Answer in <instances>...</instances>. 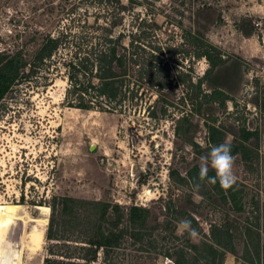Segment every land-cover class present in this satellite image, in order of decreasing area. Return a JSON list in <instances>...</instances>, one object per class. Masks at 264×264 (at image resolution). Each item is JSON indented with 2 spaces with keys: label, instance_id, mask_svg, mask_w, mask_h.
<instances>
[{
  "label": "rangeland",
  "instance_id": "1",
  "mask_svg": "<svg viewBox=\"0 0 264 264\" xmlns=\"http://www.w3.org/2000/svg\"><path fill=\"white\" fill-rule=\"evenodd\" d=\"M122 1L127 9L118 13L86 1L78 9L82 14L79 20L87 18L95 23L98 16V23L106 25L119 17L114 35L129 33L143 23L142 19L156 21V38L150 40L169 47L163 60L171 78L192 66L194 82L209 65L205 58L190 60L184 52L189 47L185 31L195 28V9L201 4L211 5L209 20H200L206 27L201 29L224 59H242L240 81L224 106L214 103L211 118L194 112L192 89L180 81L167 92L166 111L161 108L163 102H157L155 89L146 84L140 86L137 99L120 111L69 106L65 97L67 77L61 65L42 67L15 84L0 99V264H9L10 259L11 264H17L13 257L5 259L15 245L20 250V264H42L48 245V204L53 195L119 204L124 212L133 204L146 206L152 213L149 225L157 227H164L167 220L177 226L179 220L187 218L180 214L182 211L192 215L199 223L197 227L203 229L214 223L226 225L233 232L236 255L227 253L224 264H250L247 261L254 259L246 227H259L264 243V0ZM70 3L0 0V53L20 50L24 58L30 57L46 33L56 32L63 15L60 5L69 8ZM243 22L250 30L248 35L242 30ZM202 87L209 89L206 83ZM153 107L155 116L149 113ZM185 113H192L190 120L195 126L188 134L183 131L186 124L180 123L181 132L176 134L178 120ZM206 121L220 125L227 133V142L234 134L239 135L241 127L258 131L257 138L246 142V158L233 155L237 178L233 187L241 190V211L231 201L221 200L219 194H201L179 179L193 165L200 167V157L210 151L206 148ZM93 210L91 207L84 214L90 217ZM63 227H74L64 232L71 240L82 239L89 224L85 219ZM167 233L156 235L151 244L125 238L114 260L104 262L100 257L97 262L160 264L164 256L161 245L184 243L182 236L175 240Z\"/></svg>",
  "mask_w": 264,
  "mask_h": 264
},
{
  "label": "trees",
  "instance_id": "2",
  "mask_svg": "<svg viewBox=\"0 0 264 264\" xmlns=\"http://www.w3.org/2000/svg\"><path fill=\"white\" fill-rule=\"evenodd\" d=\"M64 1L71 3L69 8L64 4L60 5L62 7L60 13L63 15L59 18L56 32L46 33L30 57L24 58L20 50L12 54L0 53V99L19 81L34 75L42 67L49 69L53 64L54 68L58 65L64 67L67 77L65 97L69 106L87 110L120 111L128 108L137 99L140 86L146 84L155 89L157 102L161 100L163 102L161 108L166 111L165 105L169 103L167 92L176 84L175 81H180L192 89L191 98L194 100L191 102H194L192 103L194 112L206 113L211 118L214 103L224 106L225 101L230 99V93L235 90V83L240 81L242 59L239 57L224 59L217 47L207 40L206 32L202 30L206 27L200 20H209L211 5L201 4L197 7L193 13L195 28L188 27L185 31L189 47L184 49V52L190 60L205 58L209 65L204 74L193 82L192 66H188L186 71L179 70L175 78H171L168 63L163 60V55L169 52V47L150 40L152 36L156 38L154 30L159 28L156 21L142 19L145 27L141 26L143 23L140 22L137 28L131 29L129 33L120 31L114 35L113 29L119 24V17H113L106 25L98 23L97 19L100 18L98 16H95V23H90L87 18L80 21L82 14L78 9L89 0ZM90 1L116 13L127 9L122 0ZM64 19H67L68 23H65L67 20ZM242 25L243 32L248 35L250 30L245 27L247 23L243 22ZM204 83L209 89H203ZM181 100L183 101V98ZM149 113L151 116L156 115L154 107ZM190 114L192 113H185L180 117L175 128L176 134L181 132L180 123L186 124L183 128L184 133L190 134L193 130L195 124L190 120ZM205 127L207 149L211 150L214 145L227 142V133L220 125L214 121H206ZM257 135V130L241 127L239 135L234 134L232 141L229 142L232 154H240L246 158L248 152L246 142L251 137L257 138ZM199 171V165L195 164L185 175H179V179L195 189L196 185H199L197 190L201 194L217 193L221 200L231 201L236 210H243L238 195L241 190L236 191L233 186L224 190L218 181L210 182L216 175L215 170L211 168L208 172L209 179L200 181ZM202 186H205L206 190L201 191ZM48 206L50 214L45 231L48 245L42 264H99L97 261L100 257L104 262L114 260L117 249L125 238H129L133 243L147 241V244H151L155 241L156 235L166 231L169 237L175 240L181 236L184 238V243L181 244L168 247L161 245L163 257L172 259L175 264H224L227 253L236 255L234 235L229 227L215 223L208 229L197 227L198 221L183 211L180 214H186V219L191 220L192 226L201 233L198 242L191 241L187 233L177 234V227L171 220L163 223L164 227H157V224L149 225L151 209L142 205H130L124 212L119 204L111 205L105 201H86L70 196L53 195ZM91 207L94 210L90 218L84 212H88ZM257 210V225L260 226L259 207ZM261 213L264 230V207ZM80 219L88 221V231L84 232L82 239L71 240L64 232L74 227L63 226L75 225L77 221H81ZM159 228L160 230L155 233ZM246 234L252 242L254 259L247 262L264 264V243L261 242L259 227H246ZM160 237L162 240L165 238L163 235ZM13 249L5 259L13 257L17 264H20L18 245ZM8 262L11 264V259ZM241 264L246 263L244 261Z\"/></svg>",
  "mask_w": 264,
  "mask_h": 264
},
{
  "label": "clouds",
  "instance_id": "3",
  "mask_svg": "<svg viewBox=\"0 0 264 264\" xmlns=\"http://www.w3.org/2000/svg\"><path fill=\"white\" fill-rule=\"evenodd\" d=\"M200 171L199 180L204 181L208 178L209 168L215 170V177L211 178L210 182H219L222 189L228 190L236 182L237 178L233 171L235 165V157L232 154L231 144L224 142L219 145H214L207 155L200 157ZM197 189L199 185H196ZM177 233L184 235L187 233L188 237L194 242L199 236V232L192 226L189 219H181L177 222Z\"/></svg>",
  "mask_w": 264,
  "mask_h": 264
},
{
  "label": "built area",
  "instance_id": "4",
  "mask_svg": "<svg viewBox=\"0 0 264 264\" xmlns=\"http://www.w3.org/2000/svg\"><path fill=\"white\" fill-rule=\"evenodd\" d=\"M160 261V264H175L174 261L168 257H162Z\"/></svg>",
  "mask_w": 264,
  "mask_h": 264
},
{
  "label": "bare ground",
  "instance_id": "5",
  "mask_svg": "<svg viewBox=\"0 0 264 264\" xmlns=\"http://www.w3.org/2000/svg\"><path fill=\"white\" fill-rule=\"evenodd\" d=\"M8 216V215H7ZM3 218L6 220V216H3Z\"/></svg>",
  "mask_w": 264,
  "mask_h": 264
},
{
  "label": "crops",
  "instance_id": "6",
  "mask_svg": "<svg viewBox=\"0 0 264 264\" xmlns=\"http://www.w3.org/2000/svg\"><path fill=\"white\" fill-rule=\"evenodd\" d=\"M210 3V2H209ZM211 4H213V3H211ZM214 5V4H213Z\"/></svg>",
  "mask_w": 264,
  "mask_h": 264
}]
</instances>
